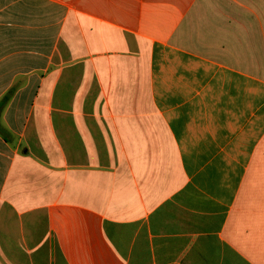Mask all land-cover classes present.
<instances>
[{
	"label": "crops",
	"instance_id": "obj_1",
	"mask_svg": "<svg viewBox=\"0 0 264 264\" xmlns=\"http://www.w3.org/2000/svg\"><path fill=\"white\" fill-rule=\"evenodd\" d=\"M0 264H264V0H0Z\"/></svg>",
	"mask_w": 264,
	"mask_h": 264
}]
</instances>
